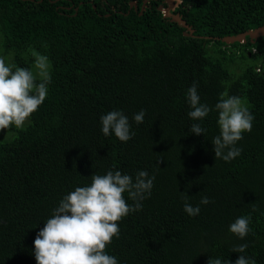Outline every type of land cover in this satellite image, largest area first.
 <instances>
[{"label":"trees","instance_id":"1","mask_svg":"<svg viewBox=\"0 0 264 264\" xmlns=\"http://www.w3.org/2000/svg\"><path fill=\"white\" fill-rule=\"evenodd\" d=\"M142 4L0 0V57L35 72L38 53L51 75L25 126L0 130V264H36L34 240L53 210L109 170L133 182L141 170L155 177L142 208L118 222L119 237L106 248L118 264H208L214 257L235 264L240 255L264 264V36L215 39L264 26V0H182L173 12L195 36L164 15L163 0L143 11ZM194 82L212 109L201 121L188 116ZM222 93L241 98L254 116L230 162L215 160L212 144ZM141 110L144 121L136 124ZM111 111L128 118L134 135L127 142L103 135L100 118ZM193 123L203 135L190 132ZM182 193L199 205L198 215L184 211ZM249 215L244 239L230 233L236 218ZM240 244L246 251L232 252Z\"/></svg>","mask_w":264,"mask_h":264},{"label":"clouds","instance_id":"2","mask_svg":"<svg viewBox=\"0 0 264 264\" xmlns=\"http://www.w3.org/2000/svg\"><path fill=\"white\" fill-rule=\"evenodd\" d=\"M35 72L29 68L7 64L0 57V130L10 127L22 129L47 97L51 82L46 56L33 52ZM39 81V82H38ZM196 82L188 88L186 96L191 110L188 116L201 121L212 109L200 102ZM218 112L219 135L213 140L215 160L230 162L242 152L236 147L243 133L251 132L254 116L243 105L241 98L222 93L215 105ZM145 111L135 114L136 124L144 121ZM102 133H114L121 142H127L130 133L128 118L122 111H111L101 116ZM206 131L199 123H193L190 132L197 136ZM115 167V166H114ZM155 177L149 178L145 170L139 171L133 182L132 176L109 170L104 175L93 174L90 186L77 187L60 201L52 216L44 223L34 240L36 264H118L116 257L107 254L106 248L114 237L118 238V222L130 212L140 210V203L151 194ZM134 201L130 206L124 194ZM184 211L189 216L200 213L199 205L193 207L182 193ZM211 201L207 196L200 204ZM255 210V209H253ZM251 216H241L230 224L229 231L244 239L251 231ZM247 244H240L232 252L244 253ZM208 264H225L220 258H210ZM235 264H256L255 259L240 255Z\"/></svg>","mask_w":264,"mask_h":264},{"label":"water","instance_id":"3","mask_svg":"<svg viewBox=\"0 0 264 264\" xmlns=\"http://www.w3.org/2000/svg\"><path fill=\"white\" fill-rule=\"evenodd\" d=\"M150 1L152 0L143 1L142 7H141L142 11L146 9V6L148 5ZM163 1L168 4L167 7L160 6V9L164 12V15L166 17L171 18L172 21H175L179 25L183 26L186 29V31L184 32L186 36H195L194 34L195 28L187 22V20L183 17L181 13L173 12L177 7H179V5L182 3V0H163ZM131 5L137 7L138 2L134 1L132 2ZM248 36L251 38L252 42L256 41V39H258L259 37L264 36V26L258 27L256 29H250L243 33L237 34V35H227L223 37H215V39L222 40L223 42H226V43H233L237 41L245 42L247 41Z\"/></svg>","mask_w":264,"mask_h":264},{"label":"flooded vegetation","instance_id":"4","mask_svg":"<svg viewBox=\"0 0 264 264\" xmlns=\"http://www.w3.org/2000/svg\"><path fill=\"white\" fill-rule=\"evenodd\" d=\"M144 1V0H143ZM148 5H149V3H148ZM135 8H138V7H136V6H134ZM142 7V6H141Z\"/></svg>","mask_w":264,"mask_h":264}]
</instances>
